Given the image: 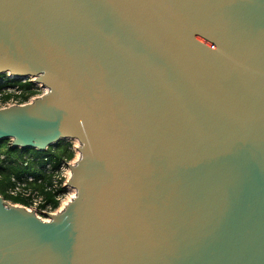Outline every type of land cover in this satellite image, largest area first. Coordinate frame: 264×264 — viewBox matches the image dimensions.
Returning <instances> with one entry per match:
<instances>
[{"label": "water", "instance_id": "water-1", "mask_svg": "<svg viewBox=\"0 0 264 264\" xmlns=\"http://www.w3.org/2000/svg\"><path fill=\"white\" fill-rule=\"evenodd\" d=\"M0 142L78 139L56 214L0 194V264H264V0H0Z\"/></svg>", "mask_w": 264, "mask_h": 264}, {"label": "built area", "instance_id": "built-area-1", "mask_svg": "<svg viewBox=\"0 0 264 264\" xmlns=\"http://www.w3.org/2000/svg\"><path fill=\"white\" fill-rule=\"evenodd\" d=\"M0 85L4 86L0 91V108L31 102L49 91L46 85L38 82L34 77L16 80L9 73L0 75ZM23 85H29V88L26 89ZM66 142L69 149L73 151V156L71 158L64 157L60 160L58 166H55V161L50 160L49 156L42 157L43 165L41 170L45 177L38 178L37 173H27L19 178L15 175L11 177V184L7 187V194L14 198L21 197L26 199L27 205L7 200L18 206H25L30 210H34L44 221L50 220V217L44 212L50 214L61 212L76 196V189L70 186L68 182L72 176L70 165H74L79 159V147L81 146L80 141L75 138L66 139ZM9 159L6 154L0 153V162L7 163ZM23 159L25 165L30 160H34L33 157L27 155ZM35 184L44 185L45 190L54 194L58 204L54 206L48 203L45 194L36 188Z\"/></svg>", "mask_w": 264, "mask_h": 264}, {"label": "trees", "instance_id": "trees-1", "mask_svg": "<svg viewBox=\"0 0 264 264\" xmlns=\"http://www.w3.org/2000/svg\"><path fill=\"white\" fill-rule=\"evenodd\" d=\"M26 89L29 85H23ZM4 86L0 85V91ZM10 140L4 139L0 142V153L6 154L10 159L9 162H0V194L6 199L13 201L14 203H22L27 205V200L21 197H11L7 194V187L11 184V177L13 175L19 177L24 176L27 173H37L38 178L45 177L41 168L43 165L42 157L49 156L50 160L55 161V166L64 157L71 158L73 151L68 147L66 140H61L58 143L49 146L45 151H39L32 148H11ZM31 156L34 160H30L26 165L24 156ZM23 161L21 162V160ZM38 159V160H37ZM48 180V178H46ZM36 188L40 189L46 197L48 203L56 206L58 202L54 198V194L50 191L45 190L44 185L35 184Z\"/></svg>", "mask_w": 264, "mask_h": 264}]
</instances>
